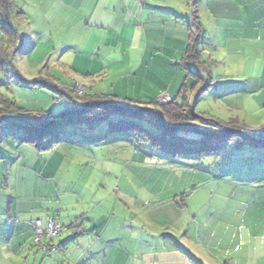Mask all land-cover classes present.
<instances>
[{
	"label": "rangeland",
	"instance_id": "obj_1",
	"mask_svg": "<svg viewBox=\"0 0 264 264\" xmlns=\"http://www.w3.org/2000/svg\"><path fill=\"white\" fill-rule=\"evenodd\" d=\"M16 6L32 16L24 20L23 15L22 20L16 21L22 35L21 51L10 73H0V99L13 98L28 109L62 111L63 105L55 106V101L61 102L58 94L45 88L23 87L17 80V70L28 81H41L50 72L61 83L75 81L90 85L88 82H92L101 88L111 87L115 80L105 78V71L103 74L96 71L102 65L91 64L94 74L89 78L78 72L89 67L81 57L87 51L62 49L55 40L47 38L51 34L49 22L36 18L30 2L18 1ZM143 49H120L121 64H112V69H119L121 74L130 73L131 69L140 68L137 64L141 53L149 56L160 53L156 49ZM181 58L179 53L168 59L174 65L172 68L184 74ZM69 62L77 72L65 64ZM82 64L85 68H80ZM216 66L214 70L222 71V80L227 85L235 82L241 87L247 80H236L233 67ZM119 71L112 75L115 79L123 76ZM147 84L152 89L167 85L164 81H147ZM194 90L188 88L185 103L187 107L194 106L198 114L228 122L239 119L252 125L264 118L252 112L258 101L250 94L216 98L212 90L203 93L201 89ZM39 114L36 112L40 122L49 119ZM64 131L66 135L45 141L42 144L45 149L40 150L23 142L18 136L22 134L20 129H7L0 124V204L3 205L0 213L6 208L5 217L18 204L20 210L33 208L28 212L42 221L44 227L49 217L58 218L65 227V232L57 238L58 243L75 234H97L113 241L111 244L119 249L131 238L138 246L145 245L147 240H157L163 249L178 252L176 264H264V147L238 148L235 143H229L209 155L182 154L176 158L128 138L112 135L111 140L97 145L85 139L96 140L100 135L75 138L73 132L82 134L73 127ZM55 139L61 141L54 144ZM37 222L34 223L37 237L26 242V247H32L35 253L13 264H34L39 247H33V243L42 234L35 227ZM154 246L158 247L155 242ZM76 249L79 246L72 245L68 251ZM27 252L26 248L23 253ZM118 255L125 256L122 251ZM126 257H131V264H141L135 256Z\"/></svg>",
	"mask_w": 264,
	"mask_h": 264
},
{
	"label": "crops",
	"instance_id": "obj_2",
	"mask_svg": "<svg viewBox=\"0 0 264 264\" xmlns=\"http://www.w3.org/2000/svg\"><path fill=\"white\" fill-rule=\"evenodd\" d=\"M14 1L30 2L33 5L36 18L49 22L51 34L47 38L59 43L60 48L87 51L86 56L81 57L87 60L89 67L85 68L84 64L80 67L86 71H78L71 62L65 63L66 65L72 66L76 72H83V76L87 78L94 74L91 64L103 66L96 71L106 73L105 78L115 81L109 88H101L97 83L88 82L96 93L145 102L157 100L158 96L164 94L176 96L184 85L191 87L189 81H186L188 71L182 68L185 73H180L181 70L172 68L174 65L168 59L178 56L179 53L184 57L190 45L191 13L194 9L190 0ZM195 8L203 33L202 60L207 64V69L201 73V83L196 88L201 91L208 88V92L212 90L216 98L250 94L258 101L255 102L256 107L252 112L264 116V0H198ZM23 15L24 20L32 16L24 11ZM1 40L0 31V44ZM142 48L156 49L161 54L155 52L158 54L149 56L141 53L139 59L137 57L140 68H133L130 73H122L121 78L115 79L112 75H117L119 69L114 70L111 65L121 64L120 49L133 51ZM21 58L23 59L22 56ZM61 60L63 62L65 59ZM216 65L233 67V72L237 74L236 80H247L241 87L235 82H228L227 85V81L222 80V71L214 70ZM194 69L197 70L196 67ZM1 71L0 67V73ZM147 81H164L167 85L152 89ZM162 91L165 92L160 93ZM249 125L263 128L264 118L257 125ZM11 208L13 213L9 210V217H5L6 208L0 213V264L21 263L25 255H33L32 247H26V242L35 236L34 223L41 222L46 230L50 218L44 227L42 221L28 212L31 207L20 210L17 204ZM0 210H3L2 204ZM112 242L97 234L70 235L60 242L61 252L58 255L47 260L38 253L34 264H131V257H126L127 255L135 256L141 264L178 262V252L163 249L157 240L154 242L158 247L148 240L144 242L145 245L138 246L131 238L120 245L121 249L112 245ZM72 245L79 246V249L68 251ZM26 248L28 252L23 253ZM9 251L13 254L7 255ZM119 251L125 256L121 258ZM164 256L167 258H163ZM94 258H99V261Z\"/></svg>",
	"mask_w": 264,
	"mask_h": 264
},
{
	"label": "trees",
	"instance_id": "obj_3",
	"mask_svg": "<svg viewBox=\"0 0 264 264\" xmlns=\"http://www.w3.org/2000/svg\"><path fill=\"white\" fill-rule=\"evenodd\" d=\"M197 3L198 0H190V4L194 6L191 13L190 45L181 59L182 68L188 71L186 81H189L191 90L201 83V73L207 69L206 62L202 60L203 33L201 22L196 15ZM22 17L23 12L16 6L14 0H0V31L2 33L0 67L7 74L10 73V67L21 51L19 45L22 35L17 28L16 21L22 20ZM12 20H14L13 23ZM16 76L20 85L25 88H45L55 92L61 100V102L55 101V106L63 105L62 111L57 112L36 108L28 109L9 97H4V101L0 99L1 126L7 129H20L22 134L18 136L23 142L38 146L40 150L45 149L42 147L45 141L50 142L59 134L66 135L64 130L68 127H73L74 131L82 134L73 132L75 138L83 137V135L101 136L96 140L86 138L87 143L90 141L103 145L114 135V137L123 139L128 138L155 151L170 153L176 158L181 157L182 154L209 155L229 143H235L238 148L264 147V140H262L264 139V127H251L248 123L234 118L229 122L219 120L207 114H198L191 104L187 107L185 99H188L190 92L187 85H184L176 96L171 95L173 98L171 102L163 103L156 99L144 102L102 92L96 93L93 86L88 87L75 81L61 83L52 74L50 76V72L47 73L46 78L41 77L43 78L41 81H28L24 79L19 70L16 71ZM207 90L208 88L201 93ZM181 99H183L182 103L179 102ZM36 112L46 114L49 119L44 123L40 122V118L36 117ZM254 135L261 138H255ZM59 141L61 139H55L54 144ZM60 158L63 159V156ZM49 219L61 223L56 218ZM62 227V231L54 238L47 240L44 238L40 244L36 242L33 244V247L35 245L39 247L38 253L44 259L52 258L61 252V244L58 243L57 238L65 232L64 225ZM71 228L75 227L71 226ZM47 243V247L42 248ZM52 246L56 249H52ZM32 251L35 253V250Z\"/></svg>",
	"mask_w": 264,
	"mask_h": 264
},
{
	"label": "built area",
	"instance_id": "obj_4",
	"mask_svg": "<svg viewBox=\"0 0 264 264\" xmlns=\"http://www.w3.org/2000/svg\"><path fill=\"white\" fill-rule=\"evenodd\" d=\"M191 1H195V0H191ZM159 101L163 102V103H168V102H171L172 101V98L167 95V94H164V95H161L158 97ZM40 116H44V117H48L46 114H39ZM44 119V118H43ZM255 138H261V137H258L257 135H254ZM264 140V139H262ZM36 229L38 230H41L42 234L40 235L41 238L40 240L38 238H36V243H41V241L44 239H48V238H54L55 236H57L63 229L62 227V224L54 219H49L48 220V224H47V229L43 231V228H42V225H41V222H37L36 225H35ZM37 237V236H35ZM48 245V243L46 245H44L42 248H46ZM52 249H56L54 246H52Z\"/></svg>",
	"mask_w": 264,
	"mask_h": 264
},
{
	"label": "bare ground",
	"instance_id": "obj_5",
	"mask_svg": "<svg viewBox=\"0 0 264 264\" xmlns=\"http://www.w3.org/2000/svg\"><path fill=\"white\" fill-rule=\"evenodd\" d=\"M168 95V94H167ZM170 96V95H169ZM171 97V96H170ZM172 98V97H171ZM173 99V98H172ZM253 134V133H252ZM255 134H257L258 135V133H255Z\"/></svg>",
	"mask_w": 264,
	"mask_h": 264
}]
</instances>
